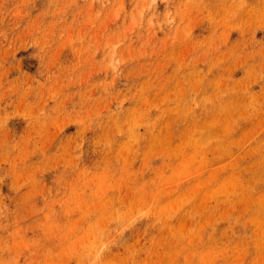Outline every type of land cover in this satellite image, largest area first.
I'll return each instance as SVG.
<instances>
[{"label": "rangeland", "instance_id": "1", "mask_svg": "<svg viewBox=\"0 0 264 264\" xmlns=\"http://www.w3.org/2000/svg\"><path fill=\"white\" fill-rule=\"evenodd\" d=\"M0 264H264V0H0Z\"/></svg>", "mask_w": 264, "mask_h": 264}]
</instances>
